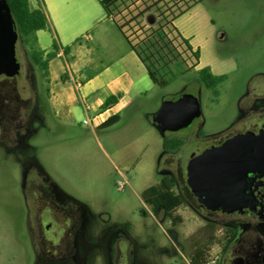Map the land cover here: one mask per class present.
Wrapping results in <instances>:
<instances>
[{
    "label": "rangeland",
    "instance_id": "374dc122",
    "mask_svg": "<svg viewBox=\"0 0 264 264\" xmlns=\"http://www.w3.org/2000/svg\"><path fill=\"white\" fill-rule=\"evenodd\" d=\"M85 1L61 2L70 42H65L50 18L48 27L35 34L36 41L24 42L19 35L16 56L20 63L25 65L34 51H41L45 59L46 54L56 55L69 47L70 53L61 60L65 65L76 63L73 67L79 79L101 69L105 58L85 39L93 35L89 27L97 19ZM30 4L38 7L37 0ZM155 23L149 16L144 20L147 27ZM175 26L199 50L201 66L225 78L221 84L207 89L198 69L187 60L184 70L173 69L174 75L166 77L167 86H155L120 105V121L100 129L83 123L88 117L82 102L73 106L71 114L58 112L49 67L35 68L38 82H45L50 90L54 110L36 121V164L64 194L84 207L86 239L104 241L120 233L134 245L137 264H187L188 253L181 248L184 239L201 237L207 245L206 259L216 264L212 260L219 255L228 217L220 212L209 214L197 205L186 169L193 155L229 134L264 124V0H205ZM58 68L59 61H54L53 69ZM180 94L197 97L202 114L186 128L163 133L153 118L165 101ZM164 139H180L183 144L176 151L165 150ZM21 172L20 166L18 178L0 177V203L23 205ZM169 176L176 177L174 190L186 200L174 214L181 218L176 225L162 210L154 213L143 198L146 189ZM119 182L124 183L122 189ZM6 223L7 218L0 216V264H35L32 244L11 239ZM88 264H109L104 249L93 250Z\"/></svg>",
    "mask_w": 264,
    "mask_h": 264
},
{
    "label": "flooded vegetation",
    "instance_id": "af4514ba",
    "mask_svg": "<svg viewBox=\"0 0 264 264\" xmlns=\"http://www.w3.org/2000/svg\"><path fill=\"white\" fill-rule=\"evenodd\" d=\"M31 57L25 65L17 58L19 74L0 75V177L18 178L21 166L24 200L21 206L0 203L9 237L20 244H32L35 264H88L97 248L104 249L109 264H137L134 245L120 233L108 235L104 241L86 239L88 216L84 207L64 194L36 164V121L54 110L50 90L45 82H38L34 69L40 67ZM262 126L235 131L211 146L246 131L258 134ZM251 179L255 210L247 207L232 213L211 212L193 195L197 205L209 214L220 212L228 217L216 264H264V175L250 173L248 184ZM200 239H184L181 248L188 253L187 264H209L207 245Z\"/></svg>",
    "mask_w": 264,
    "mask_h": 264
},
{
    "label": "trees",
    "instance_id": "16d2710c",
    "mask_svg": "<svg viewBox=\"0 0 264 264\" xmlns=\"http://www.w3.org/2000/svg\"><path fill=\"white\" fill-rule=\"evenodd\" d=\"M108 18L115 19L123 17V11L130 16L129 22L124 25H117L120 31L125 34L123 28L128 27L130 37H127L132 50L145 65L152 82L159 87L168 84L166 77L174 75L173 69L184 70L183 65L189 60L195 68L199 62L198 51H193L189 43L182 37L174 21L187 12L195 4L203 0H98ZM8 7L16 21L18 33L23 41L33 39L35 34L45 30L50 24L44 5L41 3L37 8H32L30 0H7ZM149 16L150 20H156L154 26L147 27L144 20ZM133 23L134 25H131ZM134 26L137 30H134ZM126 35V34H125ZM136 43H133L134 40ZM66 56L70 48L62 49ZM35 63L41 70L48 69L49 62L53 60L55 53H49L43 59L41 51L32 52ZM201 83L207 89L214 90L225 78L215 76L210 68L205 67L197 70ZM118 102L115 96L109 97L103 104L104 108H111ZM120 121V116L114 114L109 117L98 128H108ZM182 140L172 139L163 141V148L169 151H176L182 146ZM177 180L175 176H169L158 185L149 187L143 192L145 203L149 204L154 213L162 210L164 215L170 218L173 225L181 221L179 216H174L176 210L185 204V197L175 192Z\"/></svg>",
    "mask_w": 264,
    "mask_h": 264
},
{
    "label": "water",
    "instance_id": "95a60500",
    "mask_svg": "<svg viewBox=\"0 0 264 264\" xmlns=\"http://www.w3.org/2000/svg\"><path fill=\"white\" fill-rule=\"evenodd\" d=\"M19 33L7 0H0V75L19 74L16 56ZM202 114L197 97L180 94L167 100L153 122L163 132L188 127ZM264 175V124L258 134H237L219 146H211L193 155L187 164V184L197 201L208 211L232 213L242 208L255 210L256 197L249 174Z\"/></svg>",
    "mask_w": 264,
    "mask_h": 264
},
{
    "label": "crops",
    "instance_id": "0c3cea01",
    "mask_svg": "<svg viewBox=\"0 0 264 264\" xmlns=\"http://www.w3.org/2000/svg\"><path fill=\"white\" fill-rule=\"evenodd\" d=\"M62 1L63 0H37V5L41 3L44 5L47 15L49 14L48 18L51 19V24L53 20L57 27L56 30H61V34L64 36V39L67 40L65 42H70L71 39L65 36V30L68 28L64 21L65 17L63 16L61 7ZM204 1L205 0L195 4L187 12L179 16L174 21V24L180 17L191 12ZM85 3L92 12L97 14L93 17L97 19H94L95 21L92 23L91 27H89V30H94L93 35L87 36L85 39L91 41L95 50H98L101 56L105 58L103 67L97 69L92 75L79 79L77 76L78 72H76L73 67L76 63L65 65L61 60L62 57L65 58L62 51L56 53V57L49 62L48 67L53 82L52 92L56 99L55 107L57 111L71 114L73 106L81 103L80 97H83L92 107L90 111L92 116L104 111L106 112L102 120L95 125V127H99L112 115L118 114L120 116V105L130 102L135 96L143 95L145 91L153 90L156 85L150 79L145 65L141 62L127 41L126 36L130 37V31H126L129 30L128 27L123 28L125 35L117 26L129 22L130 16L127 15V12L123 11V17L117 16L115 19H111L107 17L98 0H86ZM48 10L53 17L50 16ZM54 24H52V26H54ZM130 24L134 25L133 23ZM134 30H137V27L134 26ZM41 31L36 33H40ZM179 33L181 34L180 31ZM131 38L132 37L129 39L132 40ZM74 42L76 44L78 38H76ZM136 42L137 40L135 39L133 43ZM192 49L200 53L198 49H194L193 47ZM54 61H59L58 70L53 69ZM205 67L206 66H201L199 57L196 68L199 70ZM64 78L66 82L63 83L62 80H64ZM75 82H79L80 87L78 89L75 87ZM112 96L118 98L117 104L111 108H104V102Z\"/></svg>",
    "mask_w": 264,
    "mask_h": 264
},
{
    "label": "built area",
    "instance_id": "2783aa9c",
    "mask_svg": "<svg viewBox=\"0 0 264 264\" xmlns=\"http://www.w3.org/2000/svg\"><path fill=\"white\" fill-rule=\"evenodd\" d=\"M62 51V50H61ZM63 52V51H62ZM75 87L78 89L80 87L79 85V82H75ZM80 102H82L83 104V108H84V112L86 113L87 115V119L83 121L84 124H87V125H97L101 120H102V117L103 115L106 113L105 111L104 112H101L99 114H96L94 116H92L90 114V111L92 110V107L90 104H87L86 103V99L83 98V97H80ZM124 187V183L123 182H119L118 183V188L119 189H122ZM216 259L212 260V262H215Z\"/></svg>",
    "mask_w": 264,
    "mask_h": 264
}]
</instances>
